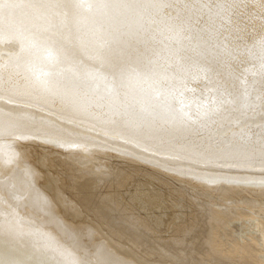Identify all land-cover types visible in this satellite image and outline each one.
Returning <instances> with one entry per match:
<instances>
[{
	"label": "snow or ice",
	"instance_id": "obj_1",
	"mask_svg": "<svg viewBox=\"0 0 264 264\" xmlns=\"http://www.w3.org/2000/svg\"><path fill=\"white\" fill-rule=\"evenodd\" d=\"M83 14L91 24L84 36H77V50L70 51L63 45L64 33L70 19L80 33ZM257 34L251 47L260 53L258 90L255 81L249 84V70L242 68L249 55L244 38ZM0 42L19 49L17 57L0 61V100L14 98L24 116L59 117L56 123L63 130L44 143L70 155L106 149L110 140L127 137L126 142L144 145L142 154L158 155L177 150L167 130L181 129L200 138L203 148L197 159L205 166L259 168L260 179L244 176L229 182L259 189L264 219V0H0ZM206 56L226 67L235 65L229 78L238 81L239 89L230 109L217 101L198 104L194 111L182 99L176 106L160 103L159 86L176 82L185 61ZM66 73L79 86H67ZM133 80L149 87L121 93ZM178 83L195 92L188 81ZM214 83L221 96L230 95L226 84ZM181 94L180 88L168 93L173 99ZM257 118L260 123H250ZM0 137L21 142L20 151L0 160V169L6 175L22 172L27 183L21 182L20 190L36 193L23 144L36 137L8 124H0ZM249 145H259V154H251ZM10 182L11 177L6 184ZM40 200L49 206L46 198ZM50 222L59 224L54 217ZM47 239L31 220L14 211L0 213V264H128L116 259L106 243L83 247L75 232L70 242L79 257ZM186 241L187 234L175 249H159V264H203L187 258ZM258 241L254 264H264V234Z\"/></svg>",
	"mask_w": 264,
	"mask_h": 264
},
{
	"label": "bare ground",
	"instance_id": "obj_2",
	"mask_svg": "<svg viewBox=\"0 0 264 264\" xmlns=\"http://www.w3.org/2000/svg\"><path fill=\"white\" fill-rule=\"evenodd\" d=\"M82 29L70 19L69 31L64 33L63 45L75 51L77 36H84L91 19L87 14L80 18ZM242 68L249 70L248 81L258 85L260 55L251 45L259 34L249 39ZM19 55L15 44L0 42V61H8ZM235 65L225 66L211 56L185 61L176 82L171 79L159 86L160 103L176 106L180 99L191 105L194 111L198 104L211 101L224 102L230 109V101L238 94L239 83L229 78ZM255 73V77L252 75ZM172 75L171 71L168 73ZM188 81L195 92L184 91L179 80ZM219 80L228 86L230 95L217 92ZM67 86H79L71 73H66ZM235 86V89L232 86ZM149 86L130 81L121 88V93H133ZM103 88V85H101ZM172 88H180L181 95L173 99L168 95ZM12 99V103L6 100ZM59 117L52 113L23 115V110L14 98L0 100V124L15 127L18 133L36 137L24 141L28 164L34 175L31 179L42 186L40 193L25 194L20 190L18 178L22 172L6 175L0 169V213L14 211L32 221L52 246L67 249L74 256L81 253L70 242L71 237H62L63 226L88 235L79 237L83 247L106 243L114 257L128 264H159V249H175L177 241L187 234V258L203 264H254L259 256L258 237L264 234V219L259 189L230 183V179L244 176L260 179L259 168L241 169L227 164L205 166L197 157L203 148L200 138L181 129H168L167 135L174 138L177 150L158 155L142 154L144 147L138 141L110 140L107 148L93 149L91 153L74 152L66 155L54 145L46 144V138H55L63 130L56 123ZM260 123L259 119L250 121ZM21 142L9 137H0V160L20 151ZM251 154H259V145H249ZM21 164L20 168L23 169ZM11 177V182L6 181ZM215 180V183L211 181ZM7 188V190H5ZM55 192L57 194L55 195ZM151 193L147 198L143 194ZM52 203L44 206L40 197ZM32 199L39 207L28 208ZM53 201L55 207H52ZM51 213L59 224L42 229L33 223L34 215Z\"/></svg>",
	"mask_w": 264,
	"mask_h": 264
},
{
	"label": "rangeland",
	"instance_id": "obj_3",
	"mask_svg": "<svg viewBox=\"0 0 264 264\" xmlns=\"http://www.w3.org/2000/svg\"><path fill=\"white\" fill-rule=\"evenodd\" d=\"M21 182H23L25 184L27 183V180L23 176L22 173H21V176L18 178L19 187H20ZM34 185H35V189L37 190V192L34 193V194L40 193V189H41L42 186H38L35 182H34ZM23 192L25 194L33 193L30 189L25 190ZM56 194H57V192H55V195ZM48 198H49L48 202H49V205H50L52 203V201L50 200L51 196H48ZM31 202L32 203L28 205V208H31V207L37 208V207H39L40 202L38 200L32 199ZM52 207H55L54 201H53ZM50 217H54V216L51 213H49V212H45V213H42V214H39V215H34L33 223H34V225L36 227H42V229L51 228L52 226H51V222H50ZM54 218H56V217H54ZM56 220H58V219L56 218ZM74 232L78 233L79 237H84L85 235L89 234L88 231H80V230H76V229L74 230V229H70L68 227L63 226V231L60 232V235L62 237H71ZM85 248H91V247H85Z\"/></svg>",
	"mask_w": 264,
	"mask_h": 264
}]
</instances>
